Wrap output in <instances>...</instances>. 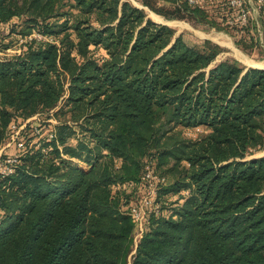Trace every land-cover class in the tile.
<instances>
[{"label": "trees", "instance_id": "1", "mask_svg": "<svg viewBox=\"0 0 264 264\" xmlns=\"http://www.w3.org/2000/svg\"><path fill=\"white\" fill-rule=\"evenodd\" d=\"M139 1L259 46L250 23H230L229 0ZM2 24L0 48L24 42L0 58V146L62 99L71 121L20 131L25 150L0 176V264H264V156L248 158L264 149V68L211 65L218 44L129 1L0 0ZM147 167L164 181L136 242Z\"/></svg>", "mask_w": 264, "mask_h": 264}, {"label": "rangeland", "instance_id": "2", "mask_svg": "<svg viewBox=\"0 0 264 264\" xmlns=\"http://www.w3.org/2000/svg\"><path fill=\"white\" fill-rule=\"evenodd\" d=\"M122 1H129L133 5L142 9L146 13V17L150 18L154 22L167 24L170 27L174 28L176 30V34H175L176 36L179 35L180 33H184L187 40L191 42L192 44L200 43L205 39H209L211 42L218 44L221 47V51L217 54L216 58L214 59L211 65H214L215 63L221 60L227 59V58H233V59L238 60L245 68L249 66H255V65L258 66L259 65L258 63L260 62L262 64L264 63V37L262 40L258 41L261 49L258 46L256 50L254 49L250 50L248 46L239 43L237 39L233 35H231V33L228 31L211 28L206 23H199V22L197 23L190 19H178V18L169 19V18H166L165 16L160 15L161 20H156L154 17V14H157V13L154 10H152L150 7L141 3L139 0H122ZM64 10L69 11L70 8L67 6ZM72 12H74V14H78L79 11L78 9L73 8ZM7 28L8 26L6 27L4 24H2L0 27V32L2 30L7 31L8 30ZM22 39L23 38H21L19 41H17L13 46L9 47L8 49L0 48V58L10 57L16 53H19L20 46L24 42V39L23 40ZM7 40L8 38L2 39V43H0L2 45H0V47H3L5 45L4 43L8 42ZM103 55L104 53L102 50L100 49L94 50V56L96 58H102L104 57ZM70 116H71L70 106L66 104L64 99H62L60 103L52 110L48 112L34 114L27 119L30 122L35 121V123L44 124V126H40L37 124L36 125L37 127H35V131H33L34 133H36L37 135L41 137V136H45L48 133L49 128H52V127H46L45 124L53 125V124L64 122V121L70 122L71 121ZM165 120H166L165 116L162 117V121L164 122ZM178 129H180V127H178ZM201 132H202V128H199V130L198 129H193L190 131L187 130L186 135L196 137ZM30 135H32V133H30ZM79 136L81 135L79 134ZM10 141L11 140H9V138H5L2 145L6 146L9 144ZM71 143L76 144L77 138L73 137L71 140ZM9 149H11V147H7L6 151H10ZM259 156H264V149L254 152L253 154L248 156V158L259 157ZM73 162L77 163L79 166L83 168H88V165L81 160H78L75 158L73 159ZM150 183L157 186L158 188L160 187V183L154 182L151 179L150 180L148 179L145 182H143L142 183L143 185L140 184L139 187L142 189L140 190L141 192L139 191V194H141L142 200L148 194Z\"/></svg>", "mask_w": 264, "mask_h": 264}, {"label": "built area", "instance_id": "3", "mask_svg": "<svg viewBox=\"0 0 264 264\" xmlns=\"http://www.w3.org/2000/svg\"><path fill=\"white\" fill-rule=\"evenodd\" d=\"M188 4H196L199 0H186ZM230 6L237 9L236 15L230 20L231 24L238 23L241 26L251 24L253 33L258 40H262L264 37V30L262 23L264 21V0H229ZM30 37H36L38 39L50 40L49 37L44 36L39 33H34ZM23 40V39H22ZM8 49V48H7ZM29 120L21 125L12 124V132L7 137L9 140V146H0V176H6L13 173L15 166L19 162L21 156V151L25 150V144L22 140H19V135L21 129L28 123ZM11 144L16 145V151L14 153H7L6 148L10 147ZM153 180L154 182L161 183L164 180L160 179L156 174H154L153 169L147 167L146 172L142 175L141 181ZM145 184V183H144ZM158 192V187L149 184L148 194L141 199L136 205L130 207L129 214L132 216L136 223L137 234L135 236V241L137 242L146 230L149 223V215L152 212L159 211V204L156 203V196Z\"/></svg>", "mask_w": 264, "mask_h": 264}, {"label": "bare ground", "instance_id": "4", "mask_svg": "<svg viewBox=\"0 0 264 264\" xmlns=\"http://www.w3.org/2000/svg\"><path fill=\"white\" fill-rule=\"evenodd\" d=\"M154 17H155L156 20H161L160 15L154 14ZM258 64H259L258 66L264 67V63L262 64V63L260 62V63H258ZM260 64H262V65H260Z\"/></svg>", "mask_w": 264, "mask_h": 264}, {"label": "water", "instance_id": "5", "mask_svg": "<svg viewBox=\"0 0 264 264\" xmlns=\"http://www.w3.org/2000/svg\"><path fill=\"white\" fill-rule=\"evenodd\" d=\"M249 67H258V68H264V67H261V66H257V65H255V66H249ZM248 68V67H247ZM246 68V69H247Z\"/></svg>", "mask_w": 264, "mask_h": 264}]
</instances>
